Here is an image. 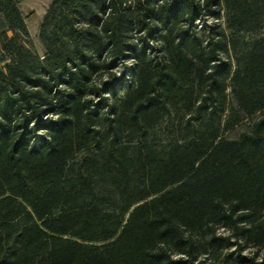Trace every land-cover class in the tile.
Returning <instances> with one entry per match:
<instances>
[{
    "label": "trees",
    "instance_id": "obj_1",
    "mask_svg": "<svg viewBox=\"0 0 264 264\" xmlns=\"http://www.w3.org/2000/svg\"><path fill=\"white\" fill-rule=\"evenodd\" d=\"M21 1L0 0V264H202L231 245L228 264H264V35L229 40L231 62L223 31L195 28L222 9L264 27V0H51L42 55Z\"/></svg>",
    "mask_w": 264,
    "mask_h": 264
},
{
    "label": "rangeland",
    "instance_id": "obj_2",
    "mask_svg": "<svg viewBox=\"0 0 264 264\" xmlns=\"http://www.w3.org/2000/svg\"><path fill=\"white\" fill-rule=\"evenodd\" d=\"M51 0H24L21 1L19 4V7L21 9V12L23 16H25V22L30 34V40L28 42V45L32 48L33 51L37 52L38 54L42 55L44 53V47L42 46L40 39L38 37V31L39 26L41 23V19L43 17V9L49 5ZM224 10H221V14L218 18H215L214 15L210 10H207L205 15L200 16L195 21V28L197 31H199L202 34V37L205 39L207 35L210 33V27H213L215 30L223 31L225 35V40L227 42V48L228 49H221L220 53L221 55L226 58L230 59L231 62L234 61V50L230 46L229 40L231 39H239V40H250L257 37H260L264 35V27H261L256 30H233L226 26L225 23V14ZM1 22V17H0ZM1 28V26H0ZM8 34L11 35V32L8 31ZM131 53V52H130ZM132 54L130 56H127L124 58L117 66L113 68L114 71L118 75L125 74V76L131 78L132 76V66H133V59ZM102 80L99 81H103ZM227 103L228 105H236L235 99L233 98V95L231 94L230 87L227 88ZM123 92V88L119 87L117 91V95L121 94ZM111 89L104 90V94L110 96L112 94ZM108 108V105H104L102 110L105 111ZM257 112L254 115L251 116H244L243 119L234 125L232 128L228 130L221 131V135H223L226 138H235L239 135V133L245 129H248L249 124L251 121L258 115ZM181 116H188L187 111H180ZM184 117V118H185ZM176 117H167L163 121H161L156 127H155V135L156 140L161 141V143H164L166 140L170 139L174 135L175 128L173 126V122H175ZM219 232L227 233V230L224 226H220L218 228ZM235 246L231 245L229 247H220L219 253L215 254V252L212 251V248H207L206 251H200L198 257L202 261V264H228L232 263L235 260ZM254 248L247 247L245 252H250ZM233 252L232 254H230ZM259 255H264L261 252Z\"/></svg>",
    "mask_w": 264,
    "mask_h": 264
},
{
    "label": "crops",
    "instance_id": "obj_3",
    "mask_svg": "<svg viewBox=\"0 0 264 264\" xmlns=\"http://www.w3.org/2000/svg\"><path fill=\"white\" fill-rule=\"evenodd\" d=\"M24 1V0H23ZM21 3V2H20ZM46 8H47V6L42 10L43 11V14H44V12H45V10H46Z\"/></svg>",
    "mask_w": 264,
    "mask_h": 264
}]
</instances>
